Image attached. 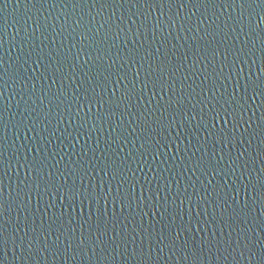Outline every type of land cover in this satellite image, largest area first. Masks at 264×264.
I'll use <instances>...</instances> for the list:
<instances>
[{"label":"water","instance_id":"obj_1","mask_svg":"<svg viewBox=\"0 0 264 264\" xmlns=\"http://www.w3.org/2000/svg\"><path fill=\"white\" fill-rule=\"evenodd\" d=\"M253 7L0 0V264H260Z\"/></svg>","mask_w":264,"mask_h":264},{"label":"snow or ice","instance_id":"obj_2","mask_svg":"<svg viewBox=\"0 0 264 264\" xmlns=\"http://www.w3.org/2000/svg\"><path fill=\"white\" fill-rule=\"evenodd\" d=\"M113 2L114 3L129 2L130 3L131 0H113ZM144 2L147 3V2H149V0H144ZM157 2L161 3V5H162L163 3H166V2L170 3L171 0H157ZM230 2L234 7L238 6L240 8V14L238 17V19L240 21H243L245 19L246 15L249 18V20L251 19L253 13L255 12V8L253 7L254 5L259 8L260 14H264V0H230ZM249 10H251V11H249ZM229 18H231V14H230ZM120 19H121V21H123L124 17L121 16ZM241 31H243V26H241ZM137 32H139V29H137ZM157 51H159V49H157ZM161 70H163V69H161ZM230 116H233V114L227 112L226 109L223 112L216 110L215 107H213L212 109H209V118L212 121L213 127H215L216 123L219 120H223L225 122V125H226ZM233 119H234V117H233ZM225 125H221V127H224ZM0 191H2V189H0ZM177 235H179V233H177ZM45 239H47V238H45ZM97 239H99V237H97ZM113 239H115V238H113ZM235 243L237 245V248H239L242 243H243V246L245 248L248 247L247 242L242 241L240 239H237L235 241ZM231 246H232V244H231V242H229L228 247H231ZM29 247H31V245ZM262 249H264V246H262ZM249 252H251V249H249ZM240 254L243 255L244 254L243 251H241ZM260 264H264V252H262Z\"/></svg>","mask_w":264,"mask_h":264},{"label":"clouds","instance_id":"obj_3","mask_svg":"<svg viewBox=\"0 0 264 264\" xmlns=\"http://www.w3.org/2000/svg\"><path fill=\"white\" fill-rule=\"evenodd\" d=\"M261 22H264V15L261 16Z\"/></svg>","mask_w":264,"mask_h":264}]
</instances>
